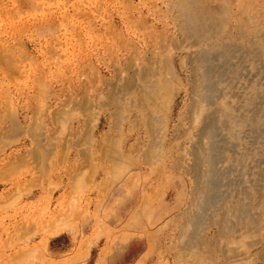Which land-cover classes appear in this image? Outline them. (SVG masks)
Listing matches in <instances>:
<instances>
[{"label":"rangeland","instance_id":"1","mask_svg":"<svg viewBox=\"0 0 264 264\" xmlns=\"http://www.w3.org/2000/svg\"><path fill=\"white\" fill-rule=\"evenodd\" d=\"M186 16L203 30L208 52L264 48V0H0V264H193L180 253L176 219L188 178L137 166L131 149L144 130L132 101L119 128L109 123L119 104L101 107L126 63L129 77L163 54L170 137L187 127L180 124L189 95L185 57L195 48L185 38ZM258 78L264 83V69ZM9 115L21 127L34 124L36 136L8 132ZM83 121L85 143L77 138ZM104 134L113 138L107 162L98 150ZM119 139L129 152L124 160ZM221 242L244 245L227 236ZM256 253L250 249L241 264H264Z\"/></svg>","mask_w":264,"mask_h":264},{"label":"bare ground","instance_id":"2","mask_svg":"<svg viewBox=\"0 0 264 264\" xmlns=\"http://www.w3.org/2000/svg\"><path fill=\"white\" fill-rule=\"evenodd\" d=\"M183 28L189 46L195 48L185 57L190 69L189 95L180 124L187 123V127L172 129L170 137L163 110L170 102L171 83L169 61L163 54L154 57L152 67L132 70L129 77L124 71L131 72L132 66L126 63L124 71L116 74L114 85L105 87L109 94L101 107L119 104L109 114V123L119 128L126 118L125 105L132 101L140 111L144 130L142 145L135 143L131 149L141 159L137 166H156L161 173L178 171L179 177L188 178L191 186L176 219L181 221L180 253H188L189 262L203 264L201 259L217 264V258L224 264H241L254 248L256 258L263 260L264 168L262 172L254 170L264 166V83L258 78L264 69V48H248L246 52L239 46L226 45L211 53L201 47L203 30L192 24L191 17L186 16ZM258 43L259 38L253 44ZM245 60L255 73L244 65ZM7 121L8 132L36 136L34 124L21 127L10 115ZM77 134L78 141L87 142L86 121ZM111 139L104 134L98 147L104 162L112 160L104 155ZM120 144L121 139L117 155L124 160L129 152ZM173 150L182 153L174 157ZM164 177L162 174L160 179ZM251 200H256L254 207ZM210 227L215 232L205 240ZM223 236L244 244L243 248L223 247Z\"/></svg>","mask_w":264,"mask_h":264}]
</instances>
